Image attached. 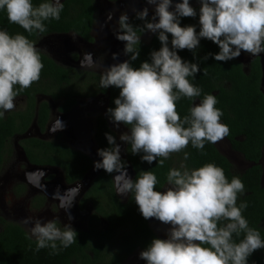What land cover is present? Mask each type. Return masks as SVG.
Wrapping results in <instances>:
<instances>
[{
    "label": "clouds",
    "instance_id": "9594fccd",
    "mask_svg": "<svg viewBox=\"0 0 264 264\" xmlns=\"http://www.w3.org/2000/svg\"><path fill=\"white\" fill-rule=\"evenodd\" d=\"M61 1L49 0L34 7L32 0H0V10H6L10 23L18 24L28 33L43 34L47 31L44 21L60 19L64 7ZM145 2L154 6L151 19L148 7L132 10L136 19L144 21L140 32L158 34L161 47L150 53V61L133 67L132 62L140 56L141 35L127 12H122L113 32L117 40L124 42L123 53L128 59L104 68L99 83L103 89L120 90L114 99L115 107L107 109L117 127L130 126V132L122 133L120 140L131 145L133 155L142 153V161L148 164L155 161L162 167L171 154L184 151L189 143L203 150L206 141L218 143L230 131L221 123L223 113L215 107L214 95H206L190 109V115L181 120L176 101L201 95V89L188 79L201 69L198 63L183 60L177 50L188 49L195 55L203 38L218 45L219 52L208 54L216 61L236 59L242 51L252 56L264 53V0H199V32L194 25L181 26L180 23L182 17L197 15L189 0H177L174 9L173 0ZM114 11H108L105 23L112 20ZM118 56L119 53H112L113 60ZM102 65L90 52H85L80 60L81 68H101ZM43 67L33 42L24 35L12 36L0 30V118L16 107L19 92L15 86L19 85L21 91L31 87L39 81ZM64 127L57 117L49 131L55 133ZM105 135L110 147L97 150L102 159L94 162V170L115 173L117 194H134L146 220L155 218L170 225L167 238L152 239L139 253L140 259L147 264H248V258L255 251L264 249L259 231L250 228L242 215L247 203L237 206L238 194L245 190L238 177L234 176L229 182L224 170L211 163L192 170L182 165L183 171L169 170L166 179L170 187L161 192L156 190L157 177L151 171H143L135 180L129 176L116 138L109 133ZM188 157L185 152L184 159ZM26 178L31 180L32 174L26 173ZM81 187L76 185L62 193L58 186L53 193L69 221L63 228L58 227L55 220L41 222L33 217L22 220L25 225L31 224L30 234L36 239V251L50 248L53 254H58L57 242L63 248L76 242L78 234L71 224L74 217L70 209ZM222 221L225 223L221 226ZM241 233L244 238L236 242L234 234L240 236Z\"/></svg>",
    "mask_w": 264,
    "mask_h": 264
},
{
    "label": "trees",
    "instance_id": "16d2710c",
    "mask_svg": "<svg viewBox=\"0 0 264 264\" xmlns=\"http://www.w3.org/2000/svg\"><path fill=\"white\" fill-rule=\"evenodd\" d=\"M43 2L49 0H32L34 7H38ZM61 3L64 7L60 19L44 21L47 31L43 34L74 32L86 39H92L91 30L96 14L95 0H62ZM192 7L197 11L196 17H182L180 23L181 26L194 25L199 32L200 3ZM130 22L137 33L143 35L140 29L144 21L136 19L134 14ZM0 30H6L12 36L24 35L33 43L41 34L28 33L18 24L10 23L6 10H0ZM169 46L171 47V34H169ZM138 47H140V56L132 62L133 67H139L145 60L150 61V53L159 50L161 43L158 34H153L149 40H141V45ZM177 51L183 60L198 63L201 69L195 77H188L190 83L201 89V95L193 99L182 97L176 101V110L181 120L190 115V109L196 100L202 101L206 95H214L217 100L215 107L223 113L220 118L221 123L227 125L230 130L227 138L236 150L243 152L246 159L254 161L255 164L244 173L235 174L228 159L220 153L214 143L207 141L203 150L194 148L189 143L184 151L171 154L162 167L155 161L152 164L142 161L140 159L142 153L133 155L131 145L128 144L127 158L121 159L126 163L131 162L135 168L136 178L142 175L143 171L154 173L158 181L156 185L158 191L167 185V174L172 168L181 171L184 168L192 170L211 163L224 170L229 182L234 176L238 177L243 182L245 190L238 194L237 206L239 207L243 202L247 203L242 215L248 221L249 227L259 231L261 239L264 240V185L261 184L262 167L259 164L264 145V93L260 88L262 76L260 59H256L252 69L247 73L237 58L222 62L208 55L219 52V47L211 40L203 38L195 55L188 49ZM38 52L44 65L39 81L22 91L19 85L15 86L19 95L24 94L29 97L28 109L24 112L11 111L6 117L0 118V168L10 138L25 131L35 116L36 94L51 95L54 99L64 97V106L60 108L62 111L67 110L75 102V95H82L77 89V85L82 83L81 74L75 71L71 75L73 70L60 67L48 55ZM206 55L208 58L205 60ZM43 78L49 80H42ZM83 84L91 85L90 89H92L94 83L93 80L85 78ZM107 89L102 88V92H106ZM119 91L118 88L111 87L108 108L115 107L114 99L118 97ZM92 93L95 94L97 91ZM38 112L39 125L44 128L49 115L48 103H40ZM20 117L23 118V127L18 121ZM107 128L106 119L102 117L99 122V149L110 147L106 133L116 138L115 133ZM236 136L241 138L237 139ZM24 143L33 163L60 167L68 183L82 180L93 164L89 156L60 142L27 138ZM185 152L189 154L187 160L184 159ZM182 165L184 168L181 167ZM113 174H108L102 169L95 178L81 200L82 207L87 201H91L94 205V211L89 217L88 229L77 230L76 242L67 248L60 247L57 242L58 254H53L50 248L36 251V239L31 237L21 225L6 220L0 215V264H121L137 249L142 251L147 248L152 239L161 238L151 228L149 219L146 220L140 213L134 194H130L126 202L117 196L112 185ZM102 219L105 220L106 229L101 227ZM220 223L222 226L225 222ZM233 238L239 242L244 238V233L240 236L234 234ZM204 246L208 247V245ZM248 264H264V249L255 251L248 258Z\"/></svg>",
    "mask_w": 264,
    "mask_h": 264
},
{
    "label": "flooded vegetation",
    "instance_id": "af4514ba",
    "mask_svg": "<svg viewBox=\"0 0 264 264\" xmlns=\"http://www.w3.org/2000/svg\"><path fill=\"white\" fill-rule=\"evenodd\" d=\"M173 1L175 2L177 0ZM198 3L199 1L195 3V5ZM102 4H104V6H102ZM95 7V22L91 30L92 39H86L74 32H61L40 34L35 40L34 45L37 51L48 55L60 67L73 70L71 71V75H73L72 72L74 73L75 71H77L78 74L82 75V83H80V85H77V89L82 93V95H75V102L67 110L62 111L60 108L62 107L65 100L64 97L54 99L51 95H45L42 93L36 94L37 105L35 108V116L32 118L29 126L25 129V131L20 134H15L10 138V140L8 141V149L7 152L3 154V162L0 168V178L2 174L8 173L6 179L13 175L11 180L19 181V185L14 188L15 194H19V197L24 196L25 194H30L34 201H36V207L39 209H43L44 207L48 206L52 200H54L57 206H59V200L53 198V193L56 191L58 186L60 188V191L63 193L66 190L64 187L70 188L74 185H79L80 182H82L83 189H80L79 195L76 196L75 202L70 209L71 214L74 217V219L71 221V224L76 231L88 229L89 217L94 211V205L91 201H87L85 206L82 207L81 200L102 169L95 170L93 172L94 174L91 181H89V184L86 183L88 182L87 178L84 179V181L78 180L74 183H68L65 179L64 171L60 167L33 163L30 160L24 140L27 138H38L44 141H55L63 143L89 156L93 163L91 169H93L94 162L102 159L97 154V150L99 149V122L100 119L104 117L106 119L108 127L107 129L115 133L116 143L121 147V158H127V144L123 141L119 142L118 136H120L124 132H130V128H128V126L124 124H120V126L117 127L109 118L107 109L110 104L111 87H109L106 92H102V88L100 87L99 83L100 75L101 71H103L104 68L110 66L113 63H119L128 59V57L123 53L124 42L117 40L113 32V29L117 25L119 15L122 12H127L129 18L131 19V17L135 14V12H133L132 10L133 8L142 10L144 7H148L149 18L151 19L154 12V6L147 5L145 0H116L115 3H113L112 0H95ZM110 10H115L113 12V18L111 21L105 23L107 13ZM73 34H76L75 39L73 38ZM152 36L153 33L146 32L141 35V40H149ZM85 52L92 53L94 60L102 61V67L88 69L81 68L80 60L82 59ZM112 53H119L117 60L112 59ZM241 56L242 55H240L239 57ZM239 57L237 59L243 64V69L247 73L252 69L253 63L256 61V59H260L259 61L262 69L260 88L264 93V53L253 56L247 63H244ZM85 78L86 80H93L94 84L92 89H90L91 85L83 84ZM42 80L49 79L43 78ZM95 91H97V93L93 94L92 92ZM42 102H47L49 106V115L44 128L40 127L38 121V108L39 104ZM196 103H200V100H196L194 105ZM15 105L16 107L11 111L24 112L29 107V97L24 94L18 95L15 99ZM11 111L5 112L4 116L6 117ZM57 117L62 120L65 127L63 128V130H58L57 132L52 133L51 131H49V129L51 128L53 121ZM22 120L23 118H18V121L23 127L24 122H22ZM25 121H27V119H25ZM236 138L240 139L241 137L236 136ZM222 141L225 142L227 146V154H223L221 152L220 142H218V144L215 143L214 145H216L220 153L228 159L231 164V170L235 174H242L255 164L254 161L246 159V156L243 152L236 150L227 137H225ZM16 163L18 166H27L25 173L19 168L16 169V167L14 166ZM259 164L262 167L261 184L264 185V145L261 149ZM32 167L47 168V171L45 172L38 170V173L32 174V177L37 180L38 176L42 175L41 179L38 181L40 184L39 186L34 185L33 182L28 181V178H26L27 170L31 169ZM126 167L127 169L129 167H132L134 171L132 179L135 180V168L130 161H127ZM11 170H13V173ZM113 175H115V173ZM113 175L111 178L112 185L116 192V183L113 179ZM168 187L170 186L165 185L162 188L161 192L166 191ZM36 193L39 194L34 198V194ZM130 194L131 193L126 196L117 194V196L122 201L126 202L130 197ZM58 208L59 212L56 216H53V218L58 219L63 225L65 223H69L65 211L61 209L60 206ZM5 213L9 215V213ZM101 221V227L103 229H106L107 226L105 224V220L102 219ZM149 224L156 234L157 232H159L160 234L165 235L167 238V229L170 227V225L162 224L155 218L149 219ZM140 252L141 250L137 249L132 254H130L123 262H125L131 255ZM137 264H140V262H137Z\"/></svg>",
    "mask_w": 264,
    "mask_h": 264
},
{
    "label": "rangeland",
    "instance_id": "374dc122",
    "mask_svg": "<svg viewBox=\"0 0 264 264\" xmlns=\"http://www.w3.org/2000/svg\"><path fill=\"white\" fill-rule=\"evenodd\" d=\"M177 1H173V8ZM191 6L195 5V3L198 2V0H189ZM104 6V4H102ZM100 8V7H99ZM261 54V53H260ZM241 57H239L244 63H247L253 56L250 54H247L245 52H241ZM264 89V87H263ZM198 104V103H196ZM120 137V136H118ZM119 142H122L119 138ZM218 144V143H216ZM220 150L223 154L228 153L227 146L225 142L222 140L220 141ZM17 154V153H16ZM19 155V154H18ZM17 168H19L21 171L25 173L27 166H18L17 163L14 165ZM13 173V170H11ZM21 172V173H23ZM8 173L2 174L0 178V209L2 217L4 216L6 220H10L12 222H17L21 224V226L30 234V227L31 224L25 225L22 223V220L26 217H33V218H39L41 219V222L55 220L57 222L58 227L63 228V224L56 218H53V216H56L59 212V206H57L56 202L54 200L49 203L48 206L44 207L43 209H39L36 207V204L34 199L30 196V194H25L24 196H18L19 194H15L14 188L19 185L18 180H11L13 175L10 176L8 179H6ZM32 193V192H31ZM39 193L34 194V198ZM38 200V199H37ZM5 212L9 213L7 215ZM5 213V214H4ZM3 217V218H4ZM1 229V225H0ZM157 234L162 238L166 239L165 235L160 234L157 232ZM31 236V234H30ZM32 237V236H31ZM35 238V237H33Z\"/></svg>",
    "mask_w": 264,
    "mask_h": 264
},
{
    "label": "water",
    "instance_id": "95a60500",
    "mask_svg": "<svg viewBox=\"0 0 264 264\" xmlns=\"http://www.w3.org/2000/svg\"><path fill=\"white\" fill-rule=\"evenodd\" d=\"M38 170H41L42 172H45V171H47V168H43V167H35V168H34V167H32L31 169H28V170H27V173H30V174L38 173ZM94 171H95L94 168L91 169V170L86 174V176H85L82 180L84 181V179L87 178L88 182H86V183L89 184V181H91L92 176H93V174H94V173H93ZM127 171L129 172V176L132 178L133 173H134L132 167H129V168L127 169ZM41 176H42V175H41ZM41 176H40V175L38 176V180H37V179H34V178L32 177L31 180L28 179V181L33 182L34 185L39 186L40 184H39L38 181L41 179ZM79 185H82V182H80ZM75 186H76V185H74L73 187H75ZM64 188H65V189H68L69 187H64ZM80 189L82 190V189H83V186H82ZM133 258H137V259H133ZM137 262H140V264H147V262H146L145 260L140 259V257H139V253H136V254L131 255V256H130L125 262H123L122 264H137Z\"/></svg>",
    "mask_w": 264,
    "mask_h": 264
}]
</instances>
